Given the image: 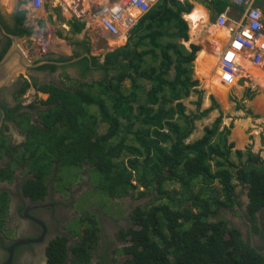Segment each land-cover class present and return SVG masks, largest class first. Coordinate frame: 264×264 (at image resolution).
I'll return each mask as SVG.
<instances>
[{"label":"trees","instance_id":"obj_1","mask_svg":"<svg viewBox=\"0 0 264 264\" xmlns=\"http://www.w3.org/2000/svg\"><path fill=\"white\" fill-rule=\"evenodd\" d=\"M211 1L215 7L223 8L221 0ZM182 6L176 0H162L137 27L156 28L150 34L142 35L137 42L136 37L131 38L124 48L107 54L104 63L98 57L75 63L83 68L76 85L39 87L33 80L32 86L49 98L27 106L20 101L7 112V117L26 133V141L13 147L1 135L0 153L13 160V155L22 149L14 162L15 166L27 164L34 176L23 185L24 193L33 200L46 195L45 180L55 166L62 173L61 182L70 178L71 173L64 174L66 169L81 171L89 166L90 172L100 176L98 190L102 195L111 199L132 195L137 189L132 183L135 179L145 188L140 196L155 192L156 202L166 201L134 212L135 225L123 234V238L130 236V245L124 250L129 257L124 264H264V256L243 239L238 228L218 218L227 210L243 207V192H237V188L244 186L250 199L247 220L264 240V160L251 152L233 154L234 147L227 145L229 131L219 132L221 119L212 128L204 129L203 138L187 143L195 122L214 107L209 112L200 111L204 92H196L197 85L187 71L198 50H188L174 42L188 40L181 19ZM18 15L16 26L7 28V33L30 35L32 32L23 28L24 19ZM171 25L174 30L170 33L165 28ZM165 37L171 42H156ZM144 38L150 39V43L144 42L149 44L146 47L155 48L139 52L137 49L145 45ZM7 43L0 51V62L11 47V41ZM77 46L76 57L89 51L86 42ZM148 55L159 62L157 68L145 69ZM47 68L55 70V66ZM172 71L175 76L169 79L167 75ZM92 72H100L102 78L86 81ZM144 80L151 82L148 90L140 83ZM126 81L130 82L127 89ZM30 87L25 82L20 99ZM194 93L199 95L197 112L188 114L183 101ZM33 111H37L36 120L31 115ZM100 124L107 127L105 133L98 132ZM244 163L245 167L234 169ZM12 175L11 168H0V182ZM170 181L180 185L185 193L183 199L176 200L165 190ZM8 201V193L0 195V227H4ZM184 204L189 207L182 208ZM79 220L85 229L83 238L72 248L65 237L53 242L48 251L50 264H67L70 254L74 256L72 264H90L99 224L90 214Z\"/></svg>","mask_w":264,"mask_h":264},{"label":"crops","instance_id":"obj_2","mask_svg":"<svg viewBox=\"0 0 264 264\" xmlns=\"http://www.w3.org/2000/svg\"><path fill=\"white\" fill-rule=\"evenodd\" d=\"M178 2L184 5L181 19L186 25L188 40L174 42L188 50H191V47L198 50L195 60L187 66V71L191 81L197 85L196 92H204L200 111L216 108L195 126V130L197 128L203 130V133L199 130L200 133L195 138H201L205 128H212L213 123L221 119L219 131H229L228 142L234 147L233 151L252 152L264 159V72L262 68L254 65L252 57L241 56L230 48L232 37L237 31L234 22L240 20L243 9L221 4L225 8L222 11L220 10L222 8L215 7L211 0ZM189 6L192 8L188 12ZM256 6L264 8V0H256ZM197 9H199L197 19L191 22L188 17ZM18 14L24 19L23 28L32 33L23 37L16 36L17 51L10 56L8 65L0 69V91L11 90L16 82L20 84L21 90L25 81L33 80L39 87L51 84L59 86L62 82L71 87L79 80L73 73V67H77L73 61L85 54H91L104 63L107 54L124 48L127 43H131V38L136 37L137 42L139 37L142 35L145 37L156 29L147 30L146 27L136 29L144 16L128 33L127 38L121 39L103 30L100 22L92 17V3L88 0H44L40 9L28 7L20 0H0V51L7 39L12 40L7 34V28L16 26L15 17L19 16ZM221 16L227 18L226 23H218ZM165 29L171 33L174 26ZM82 42L88 43L89 51L76 57L75 54L78 52L76 50H79L77 45ZM144 42L150 43V39L144 38ZM156 42L164 44L171 42V39L165 37ZM148 45L145 44L137 50L143 52L155 48L153 45L146 47ZM61 58L64 61L60 60ZM224 58H234L241 68V77L237 81L224 78L220 68L221 60ZM155 59L153 56H146L145 69L157 68L159 62H155ZM25 60L33 66H28ZM47 66H55L54 74L42 72L48 69ZM167 76L173 79L175 72L172 71ZM101 77V73L96 72L93 79L99 80ZM147 82L150 88L151 83L148 80L140 83L146 87L144 83ZM149 88L146 87L147 90ZM6 93L10 94V91ZM24 97L33 101L36 98L35 91L30 90ZM39 97L47 98L41 94ZM9 133L14 140L21 138L20 131L15 127Z\"/></svg>","mask_w":264,"mask_h":264},{"label":"flooded vegetation","instance_id":"obj_3","mask_svg":"<svg viewBox=\"0 0 264 264\" xmlns=\"http://www.w3.org/2000/svg\"><path fill=\"white\" fill-rule=\"evenodd\" d=\"M7 41L2 49L8 46L9 42L7 43ZM82 71L83 68L80 66L76 68L73 67L75 78H81ZM42 72L54 74L49 68L44 69ZM94 74L93 72L88 74L86 80H88V78H93ZM21 90L20 84L16 82L11 90H6V92L10 91V94H7L5 89L0 91V107L5 113L2 129L0 131V138L1 135L5 136L12 128H19L7 117V112L14 109L21 101L19 97ZM31 103L34 102H30L24 106ZM40 109L43 108L40 107ZM31 115L35 118L38 115L37 111L31 112ZM19 143L20 142H17V144ZM5 162L8 163L9 159L5 160ZM56 171H59V169H56ZM26 172V170L21 168V170L15 171L13 179L0 182V195H4L6 192L9 196L8 206L6 208L8 219L4 222V227H0V264L9 263V249L18 241H26L27 244L15 248L11 264H50L48 251L51 249L52 243L64 236L71 237L69 229H66L68 224L75 217V215L70 212L71 206L69 207V204L60 206L61 192L54 189L53 182L48 185V191L43 198L33 200L31 197L27 196L24 193L23 185L33 176ZM89 173L91 172L88 171V175H90ZM79 186L80 187H76L75 189H80V191H82L86 187L92 188L90 178L88 177L86 180L82 179ZM76 199L77 197L73 196V201ZM126 207H128L127 204ZM243 211H245V208ZM134 212L135 210L133 213L126 212L124 221L117 220V222H115L111 218L105 216H103V218L100 217L102 220L98 219L100 236L97 246L92 251V264H124L126 262L128 256L125 254L124 250L127 249L129 245L122 240V237L123 234L128 233L127 228L133 225L131 214L133 216ZM246 215L248 217V214ZM257 216L259 217L260 213H258ZM258 224H260V217ZM257 239L259 238L257 237ZM72 240L73 239L68 241L69 248L72 245ZM78 242H80V240L74 243ZM256 242L261 248L264 247V240L262 241L259 239ZM73 260L74 256L70 254L67 264H72Z\"/></svg>","mask_w":264,"mask_h":264},{"label":"built area","instance_id":"obj_4","mask_svg":"<svg viewBox=\"0 0 264 264\" xmlns=\"http://www.w3.org/2000/svg\"><path fill=\"white\" fill-rule=\"evenodd\" d=\"M28 7L40 9L44 0H21ZM92 3V17L98 20L102 28L110 35L126 39V35L135 27L139 19L144 17L161 0H88ZM184 1V0H178ZM233 5L243 7V15L238 23L232 41L234 51L252 56L255 66L264 71V13L256 6V0H226ZM227 18L221 16L219 24ZM222 73L230 78L238 79L241 68L232 60L221 62Z\"/></svg>","mask_w":264,"mask_h":264},{"label":"clouds","instance_id":"obj_5","mask_svg":"<svg viewBox=\"0 0 264 264\" xmlns=\"http://www.w3.org/2000/svg\"><path fill=\"white\" fill-rule=\"evenodd\" d=\"M21 1V0H20ZM162 1V0H161ZM160 1V2H161ZM222 1V3H226L227 5H229V6H232V7H235V8H240V9H243V7H238V6H235V5H233L231 2H229V1H226V0H221ZM22 2V1H21ZM159 2V3H160ZM23 3V2H22ZM43 3H44V1H43ZM158 3V4H159ZM155 7V6H154ZM153 7V8H154ZM258 7V6H257ZM152 8V9H153ZM258 8H260L262 11H263V13H264V8H262V7H258ZM223 9H225V8H223ZM150 12V11H149ZM148 12V13H149ZM243 12H244V10L241 12V18H242V15H243ZM147 13V14H148ZM146 14V15H147ZM145 15V16H146ZM241 18H240V20H238V21H235L234 22V24H236V27H238V23L241 21ZM141 19V18H140ZM139 19V20H140ZM219 19V18H218ZM227 21V20H226ZM139 22V21H138ZM226 23V22H225ZM135 27H136V25H135ZM134 27V28H135ZM133 28V29H134ZM132 29V30H133ZM104 30V29H103ZM131 30V31H132ZM105 31V30H104ZM8 34V33H7ZM8 35H10V34H8ZM10 36H13V35H10ZM126 36H128V35H126ZM235 36V35H234ZM234 36L232 37V40H231V42H230V48L233 50V48H232V41H233V39H234ZM114 37V36H113ZM118 38V37H117ZM7 40H10L11 41V46H12V40L11 39H7ZM11 48V47H10ZM9 51V50H8ZM234 51V50H233ZM236 52V51H235ZM8 53V52H7ZM236 53H238V52H236ZM238 54H240V53H238ZM89 56H90V59L92 58V55L91 54H89ZM241 56H245V55H242L241 54ZM252 57L251 55H248V57ZM82 57V56H81ZM247 57V56H246ZM84 58H86V57H84ZM225 59H230V60H232V61H234L235 63H236V61L235 60H233V59H231V58H224V59H222L221 60V62L223 61V60H225ZM3 60V59H2ZM82 60V59H81ZM80 60V61H81ZM79 62V61H78ZM77 63V62H76ZM237 64V63H236ZM238 65V64H237ZM220 66H221V63H220ZM240 68V67H239ZM222 72V71H221ZM264 72V71H263ZM223 74V73H222ZM223 76H224V78L225 79H227V80H229V81H231V80H235V81H237L238 79H234V78H230V77H227V76H225L224 74H223ZM240 77H241V73H240ZM102 78V77H101ZM91 79V78H90ZM90 79H88V81H90ZM25 82H28V81H25ZM91 83H92V81H90ZM30 83V85H31V87L27 90V92L23 95V96H21V101H22V103L24 102V101H26L25 103H23V105H26V104H28V103H30V102H40V101H42V100H47L48 98H49V95L48 94H45V93H42V92H38L33 86H32V81L31 82H29ZM151 83V82H150ZM64 85V83L62 82L59 86H63ZM127 85H129L130 86V82L129 81H126L125 82V84H124V88H129V87H126ZM38 86V85H37ZM57 86V85H56ZM30 90H34L35 91V95H36V98L32 101L30 98H28V97H24V96H26L27 94H28V92L30 91ZM39 94H41V95H43V94H45V96H47V98L46 99H43V98H40L39 97ZM24 97V99H22ZM185 101V100H184ZM184 101H183V104H184ZM197 101V100H196ZM196 103V102H195ZM185 105V104H184ZM203 105V104H202ZM186 106V105H185ZM187 108V107H186ZM201 108H202V106H201ZM214 109H216V108H214ZM195 112H197V109H196V111L195 110H192L191 111V113H195ZM191 113H188V114H191ZM33 120H36V118H34ZM201 120V119H200ZM200 120L199 121H196L195 122V126L197 125V123H199L200 122ZM12 123V122H11ZM15 126H17V127H19V128H15L16 130L18 129L19 131H20V134H21V138L19 139V140H14L13 138H12V136H11V134L9 133V132H7L6 134H5V137H7V139H8V141H9V143L10 144H12L13 145V147H17V146H19V145H21L22 143H24L25 141H26V133H23V131H22V128L19 126V125H17V124H15ZM198 130H200V128H197ZM194 131H195V129H194ZM194 131H193V133H194ZM220 132V131H219ZM192 133V134H193ZM221 133V132H220ZM197 134H199V133H196V135ZM196 135H195V137H196ZM204 135H205V132H204V134H203V136L201 137V138H203L204 137ZM201 138H199V139H201ZM13 140H14V142H13ZM196 141V140H198V139H191V138H189L188 140H187V143L189 142H193V141ZM17 142H20L19 144H17ZM14 143H15V146H14ZM227 145H229V142L227 143ZM22 149L21 150H19V151H17V153H15L14 155H13V160H12V157H10L9 155H7V154H5V155H3V154H1L0 153V166H1V168H7V167H9V168H11L12 169V171H13V175H12V177L10 178V179H13V176H14V173H15V171L16 170H21V168H23L24 170H26L29 174H31V172H30V170H29V167L27 166V164H24V165H22V166H15V162H14V158L15 157H17V156H19V155H21L22 154ZM252 153V152H251ZM10 157V158H9ZM9 159V162L8 163H6L5 162V160H8ZM232 160L233 161H235L236 163L238 162L237 161V159H236V157L235 156H233V158H232ZM264 160V159H263ZM247 164L246 163H244V164H242V165H240L239 167H236V168H234V169H241V168H243V167H245ZM56 169H57V167L55 166V171L53 172V174L50 176V177H48L46 180H45V185H47V191H48V185L51 183V182H53V184H54V189L56 190V191H58V192H61V198H62V196H65V194L66 193H68V196H69V194L71 195V199H73V197H72V193H73V196H76V197H78V195L83 191V190H85L82 194H87L88 193V191H89V189H92V193L93 192H95V191H97L98 190V185L93 189V188H84L82 191H80V189H77V190H75V188H76V186H79V184L80 183H76V180H80V182H81V180L82 179H85V178H81V177H79V172L80 171H71V174H70V178L71 177H73L72 178V181H71V186H65L63 189H59V187L57 186L58 185V179L60 180V177L62 176H59V171H56ZM81 171H86L87 173H88V171H89V166H86V168H85V170L83 169V170H81ZM26 172V173H27ZM32 175V174H31ZM33 176V175H32ZM85 177L88 179V177L90 178V181H91V175H88V174H85ZM32 178H34V176L32 177ZM32 178H30V179H32ZM66 177L63 179V181L64 182H66ZM69 179V178H68ZM7 180H9V179H7ZM29 180V179H28ZM27 180V181H28ZM86 180V179H85ZM26 181V182H27ZM96 182V181H95ZM104 183H105V181H103ZM133 185L135 186V187H137V189L135 190V191H133L132 193V195H126V196H123V197H120V198H115V199H111V198H109V197H106L105 199L107 200V198L110 200V202L112 201V202H114L115 203V205H119L121 208L122 207H124V208H122V209H127V208H125V204H124V202L122 203V202H116L117 200H120V199H122V198H124V197H128V196H133L134 194H137V197L139 198L138 199V202H141V204H135V206H134V208H132V209H130V213H133V211L135 210H137L138 208H144L143 207V202L145 201V200H148V199H150L151 197H153L152 195H155L154 193H150V194H147L146 196H140V193H142V192H145V188L143 187V186H141V185H139L138 184V182H137V180H133ZM169 183H176V184H178L176 181H170ZM96 184H97V182H96ZM235 184H236V182H235ZM76 185V186H75ZM75 186V187H74ZM93 186H95V184L93 185ZM92 186V187H93ZM180 186V185H179ZM243 188H245L244 186H238V188H237V192H239V193H241V192H243ZM246 189V188H245ZM135 192H137V193H135ZM248 193H249V190L248 189H246V192H245V194H246V205L244 204L243 205V207L242 208H238V207H236L235 208V211H238V217H240L241 219H242V224L244 223V226L246 227V232H243L242 231V229L240 228V226H236V225H234L231 221L229 222L228 221V223H230L232 226H235L236 228H238V230L241 232V234H242V236H243V239L246 241V242H250V245H251V229L249 228V226H248V223H250L248 220H247V207H248V205H249V203H250V199H249V197H248ZM182 194H185L184 193V191L183 190H181V188H180V190H176V191H174V196H172L173 198H176V200H179V199H177V196H180L181 197V199H183V197H182ZM243 195H244V192H243ZM9 197V196H8ZM81 197V196H80ZM243 197V196H242ZM242 201H243V199H242ZM112 202H111V204L109 205L110 207L112 206ZM160 202H166V201H158V202H156L155 201V203H160ZM76 203H77V199L75 200V201H73V204L72 205H69V207H70V212L73 214V215H75V217H74V219L68 224V226H67V230L69 229V226L71 225V223L72 222H74V221H78V225H79V227H78V229H77V232L76 233H74L72 230H70L69 229V231H70V234H71V237H65V238H67V239H69V241L71 240V239H77L78 238V240H80L81 241V239L79 238V235L77 234L79 231L81 232V231H84L85 229L80 225V223H79V219L81 218V217H83V216H85V215H87V214H90V215H93V217H96V219H97V221H98V224H99V220L98 219H101V218H103V216H105V214H103V215H98L97 214V212L95 211L94 213H87V212H89V211H86V212H84V213H82V214H84L83 216H80V214H77L78 212H76V211H74V206L76 205ZM176 203V202H175ZM244 203V202H243ZM66 206L67 205V203L66 202H64L63 200H61V204H60V206ZM104 205V204H103ZM102 205V206H103ZM105 205H106V203H105ZM152 205H157V204H151V206ZM151 206H148L147 208H149V207H151ZM182 207V206H181ZM244 208H245V211H243L244 210ZM229 211H234V209H232V210H227V212H229ZM117 213H118V215H122V213H121V211L119 212V211H116ZM245 212H246V214H245ZM107 214V213H106ZM101 217V218H100ZM105 217H108V218H111L113 221H115V222H117V220H122V219H116V218H114L113 217V213L112 214H107V216H105ZM123 217V219L125 220V213H124V215L122 216ZM8 219V216L6 217V219H5V221ZM131 219H132V222H133V225H132V227L131 226H129V228H127L128 229V232L134 227V225H135V222L133 221V217H132V214H131ZM244 219H245V221H244ZM102 220V219H101ZM247 220V221H246ZM4 221V222H5ZM251 224V223H250ZM252 225V224H251ZM261 225V221H260V224H259V226ZM99 227H100V225H99ZM252 227H253V225H252ZM128 234V233H127ZM252 234H253V238H254V240H255V243H256V245H257V247L261 250V251H264V250H262L261 249V247L260 246H258V244H257V242L256 241H258L259 239H260V237L259 236H257V234H255V232H254V227H253V230H252ZM99 236H100V231H99V235H98V238H99ZM257 237L259 238V239H257ZM77 240V241H78ZM122 240L123 241H125L128 245H130V236H128V237H126V238H123L122 237ZM261 240V239H260ZM19 242V241H18ZM97 242H98V240H97ZM76 243H74V244H72L71 246H70V248H72L74 245H75ZM96 246H97V244H96ZM95 246V247H96ZM94 247V248H95ZM17 248V247H16ZM254 249V248H253ZM256 250V249H255ZM93 251V250H92ZM92 251H91V258H90V264H92V260H93V257H92ZM257 251V250H256ZM258 252V251H257ZM260 254V253H259ZM264 256V255H263ZM129 257V256H128ZM127 261V260H126Z\"/></svg>","mask_w":264,"mask_h":264},{"label":"rangeland","instance_id":"obj_6","mask_svg":"<svg viewBox=\"0 0 264 264\" xmlns=\"http://www.w3.org/2000/svg\"><path fill=\"white\" fill-rule=\"evenodd\" d=\"M222 4V3H221ZM226 5V3H223V5ZM223 11V8L220 9ZM138 29V28H136ZM44 45H47V44H44ZM43 45V47H44ZM50 49V48H49ZM146 85L147 88H149V83H144ZM126 87H129V85H127ZM197 100V95L193 94L189 99H186L184 101V104L186 105L187 107V113H191L192 110H195L196 111V106H195V102ZM198 124V123H197ZM106 126L103 125V124H100L99 125V128H98V132L100 134L102 133H105L106 132ZM199 130L196 129L194 131V133L190 136L191 139H195V135L196 133H200L198 132ZM202 133H203V130L201 129L200 130ZM202 135V134H201ZM195 141V140H194ZM193 141V142H194ZM233 152V150H232ZM236 150L233 152V154H235ZM245 153V152H244ZM246 154V153H245ZM70 171H76V170H71V169H66L64 171V174L65 175H69L71 172ZM62 173H59V176H61ZM85 174H88L86 171H80L79 172V177L81 178H85ZM91 175V185L93 186L95 184V186H93L92 188L94 189L97 185H99L100 183L102 182H99L100 181V176L99 174L96 172V171H91V173H89ZM72 178H69V179H66V182H61L59 181L58 179V187L59 189H63L65 186H67L66 184H70L71 181H72ZM84 180V179H83ZM98 182L96 184V182ZM76 183H80V180H76ZM76 186V185H75ZM74 186V187H75ZM76 187H80V186H76ZM77 190V189H75ZM165 190L171 195V196H174V191L176 190H180V186L179 184H176V183H169L167 182L166 185H165ZM85 190H83L77 197V203L76 205L74 206V211L78 212L77 214H80V216H83L82 213L86 212V211H89L87 213H94L95 211L97 212L98 215H103L105 214V216H107V214H112L113 213V217L116 218V219H123V215L124 213L126 212H129L130 209L134 208L135 204H141V202H138V197H137V194H134L133 196H128V197H124L120 200H117L116 202H124L125 204V208L127 209H122L124 207H120L119 205H115L114 202H112V206L110 207L109 205L111 204L110 200L107 198V200L105 199L107 196L105 194H101V192H99V190L95 191L92 193V189H89L88 193L85 195V194H82ZM243 192H244V195L242 197L243 199V202L244 204L246 205V189L243 188ZM137 193V192H135ZM155 194V192H154ZM81 196V197H80ZM153 197H151L150 199L148 200H145L143 202V207L144 208H147L148 206H151V204H158V203H155V196L156 195H152ZM71 195L69 194L68 196V193L65 194V196H62L61 200H63L64 202H66L67 204L69 205H72L73 204V199L70 198ZM72 197H73V193H72ZM182 197L184 198L185 197V194H182ZM177 199L181 200V197L180 196H177ZM106 203V205H105ZM104 204V205H103ZM126 204L128 207H126ZM176 204H180V203H176ZM103 205V206H102ZM185 207H189V204H184L182 205V208H185ZM116 211H121L122 215H118V213ZM107 213V214H106ZM238 211H229V212H226V213H223V215L221 216H218V218L220 219H223L225 220L226 222H232L234 225L236 226H240V228L242 229L243 232H246V227L244 226V223L242 224V219L240 217H238ZM241 223V224H240ZM79 225H78V221H74L71 223V225L69 226V229L72 230L74 233L77 232V229H78ZM79 235V238L82 239L83 236H84V233L83 231H79L77 233ZM78 238L77 239H73L72 241V244H74V242H77ZM116 254H119V253H116Z\"/></svg>","mask_w":264,"mask_h":264},{"label":"water","instance_id":"obj_7","mask_svg":"<svg viewBox=\"0 0 264 264\" xmlns=\"http://www.w3.org/2000/svg\"><path fill=\"white\" fill-rule=\"evenodd\" d=\"M9 36H10V35H9ZM11 37H12V40H13V42H12V46H11V48L9 49L8 53L6 54V56H5V57L3 58V60L0 62V69L8 65V61H9L10 56L13 55V53L17 51V45H16V44H17V43H16V42H17V37H16V36H11ZM84 57L90 59V56H89L88 54H85L84 56H82L81 58L76 59V61H73V62H78V61H80V60H81L82 58H84ZM22 59H23V58H22ZM25 63H26L28 66H30V67L33 66L31 63H29V62L26 61V60H25ZM4 117H5V113H4L3 109L0 107V131H1V129H2V125H3ZM248 226H249V228L251 229V232H250V233H251V234H250V235H251V247L254 248V249H256V250L258 251V253L264 255V251H261V250L257 247V245H256V243H255V240H254V238H253V234H252V230H253L252 225H251L250 223H248ZM23 244H27V242H26V241H19V242L15 243L14 246H12V247L9 249V252H10V259H9V261H8V262H9L8 264H11V262H12V258H13V254H14V250H15V248L18 247V246H21V245H23Z\"/></svg>","mask_w":264,"mask_h":264},{"label":"bare ground","instance_id":"obj_8","mask_svg":"<svg viewBox=\"0 0 264 264\" xmlns=\"http://www.w3.org/2000/svg\"><path fill=\"white\" fill-rule=\"evenodd\" d=\"M199 9H197V10H194L195 12L191 15V16H189L188 17V19L191 21V22H193V20H196L197 18V15L199 14V11H198ZM203 10V9H202ZM201 10V11H202ZM201 14H202V12H201ZM187 16V15H186ZM203 18V17H202ZM198 19H199V16H198ZM194 24V23H193ZM197 24V23H196ZM198 25V24H197ZM193 26V25H192ZM199 26V25H198ZM193 28H194V26H193ZM195 29V28H194ZM40 41V40H39ZM125 44V43H124ZM123 45V44H122ZM234 59V58H233ZM217 71V70H216ZM134 180V179H133ZM84 215V214H83Z\"/></svg>","mask_w":264,"mask_h":264}]
</instances>
